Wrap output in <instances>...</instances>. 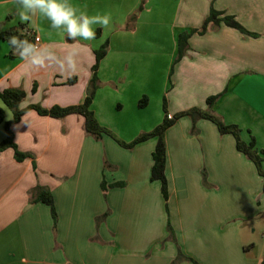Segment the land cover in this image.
Here are the masks:
<instances>
[{"label":"crops","instance_id":"1","mask_svg":"<svg viewBox=\"0 0 264 264\" xmlns=\"http://www.w3.org/2000/svg\"><path fill=\"white\" fill-rule=\"evenodd\" d=\"M72 3L89 15H108L109 25L96 26L91 41H69L39 15L22 22L14 0H0L3 30L22 24L61 60L76 50L74 69L61 72L54 63L37 68L10 55L0 39V91H25L20 108L81 103L94 50L107 41L91 110L119 140L130 142L159 124L163 98L171 117L205 108L208 96L221 94L213 111L264 151V0ZM211 7L258 36L209 25L187 39L185 55L173 64L177 34L199 28ZM72 77L74 83H65ZM142 96L147 104L139 107ZM0 107L10 119L1 100ZM83 123L79 114L53 118L28 110L13 124L17 148L34 158L18 162L11 148L0 151V264H262L264 245L253 233L264 216L263 179L231 134H220L207 119L191 131L186 116L167 128L165 201L160 183L149 180L155 138L129 149L108 135L95 139ZM117 182L123 185H112ZM37 184L53 195L55 224L47 205L29 201ZM178 250L185 258L176 259Z\"/></svg>","mask_w":264,"mask_h":264},{"label":"trees","instance_id":"2","mask_svg":"<svg viewBox=\"0 0 264 264\" xmlns=\"http://www.w3.org/2000/svg\"><path fill=\"white\" fill-rule=\"evenodd\" d=\"M220 23H223L226 26L237 29L239 32L251 36L257 37L258 34L254 32H249L243 28V26L232 16L226 15L221 11H217L212 7L209 10L208 15L204 18L201 26L199 28H194L189 31H181L177 34L176 40V55L173 60V64L176 63L185 55L186 50L188 49L187 39L194 33L203 34L207 31L209 25L210 28H218ZM22 24L16 28H9L3 31H0V39L7 42L8 36H17L21 39H26L29 42H32V37L25 34L22 30ZM98 34V31L95 32ZM108 43L105 41L98 49L94 50L95 61L91 67V76L87 83L85 89V96L81 103L73 104L68 106H58L53 105L49 108H44L39 104H29L23 108H20V103L25 98V91L19 88H6L0 91V100L5 105L7 109L11 112V117L8 120H5V111L0 107V124L3 125L5 136L0 141V151L11 148L13 150L14 159L18 162L24 160L25 158L33 159L34 156L29 152L20 151L15 142L12 131V126L15 124L21 116L28 110H34L39 115L49 116L53 118H63L69 114H79L84 118L83 127L86 133L93 136L95 139H101L103 135H108L113 138L120 146L125 148H132L138 143L144 142L150 138H155V146L151 153L152 164L150 168V181H158L160 183V192L163 199L166 201L168 197L167 190V179L165 176V163H166V149L164 142V135L167 128H169L176 119L186 116L191 120L192 128L194 129V123L198 119H207L215 124L218 132L220 134H231L235 140V148L237 151L241 152L248 160H250L255 168L257 173L263 179L262 191L264 193V169L262 163L264 162V151L258 149L255 145V140L250 136L249 141L245 142L241 139L240 133L241 129L235 124H226L217 115L212 107L220 97L221 94L210 95L205 99V108H200L198 106H193L187 110H183L173 114L171 117L168 116L166 111V101L165 98L162 100V110L163 118L159 124L152 128L148 132H142L137 137H135L129 143H125L119 140L111 131L107 128L101 126L91 110V104L96 92V89L99 87V81L96 75V70L99 64V61L104 57L107 52ZM12 55L11 51L9 52ZM76 80L75 77L67 79V84H72ZM35 90V87L32 88V91ZM147 104V97L142 96L138 100V106L144 107ZM34 166V164H33ZM114 186L123 185L122 182H117L112 184ZM101 187L104 189V184H101ZM29 201L32 202H41L49 207L50 215L53 221V224L56 223L57 214L54 207V199L51 191L44 186L35 185L29 191ZM167 228L170 231L169 226ZM185 258L180 251L178 250L176 259ZM194 264H197L195 261H192ZM262 264H264V255L262 258Z\"/></svg>","mask_w":264,"mask_h":264},{"label":"clouds","instance_id":"3","mask_svg":"<svg viewBox=\"0 0 264 264\" xmlns=\"http://www.w3.org/2000/svg\"><path fill=\"white\" fill-rule=\"evenodd\" d=\"M14 8L20 20L27 21L33 15H39L48 21L50 29L56 30L69 41L77 38L83 41L95 39V28L109 25V16L99 13L89 15L75 7L72 0H14ZM0 30H3L0 28ZM7 45L14 56H18L22 61L40 68L46 63L56 64L61 72L67 68L74 69V56L76 50L73 49L61 60L53 50L46 46H41L17 36H8Z\"/></svg>","mask_w":264,"mask_h":264},{"label":"rangeland","instance_id":"4","mask_svg":"<svg viewBox=\"0 0 264 264\" xmlns=\"http://www.w3.org/2000/svg\"><path fill=\"white\" fill-rule=\"evenodd\" d=\"M169 73V72H168ZM167 79H168V76H167ZM67 81V80H66ZM65 83H67V82H65ZM168 83V82H167ZM9 110V109H8ZM188 118V117H187ZM3 128V127H2ZM150 131V130H149ZM148 132V131H147ZM139 135V134H138ZM137 137V136H136ZM133 140V139H132ZM131 140V141H132ZM126 143V142H125ZM127 143H129V142H127ZM133 148V147H132ZM129 149H131V148H129ZM264 169V168H263ZM204 177H205V179H206V173H205V175L204 174H202L201 175V179H202V181H203V179H204ZM219 181L221 182V176H219ZM204 184V183H203ZM214 185V188H216L217 186H216V184H213ZM206 186V185H205ZM262 193H263V191H262ZM264 194V193H263ZM255 223V225L254 226H256V229H255V231H254V233H253V235H254V237L258 240V244L259 245H264V237H263V233H264V216L263 215H260L257 219H256V221L254 222ZM264 255V254H263Z\"/></svg>","mask_w":264,"mask_h":264},{"label":"built area","instance_id":"5","mask_svg":"<svg viewBox=\"0 0 264 264\" xmlns=\"http://www.w3.org/2000/svg\"><path fill=\"white\" fill-rule=\"evenodd\" d=\"M24 32H25V34L32 37V40H33L32 43H35V44L39 43V41H40L39 37L36 34H34L32 31L24 30Z\"/></svg>","mask_w":264,"mask_h":264}]
</instances>
